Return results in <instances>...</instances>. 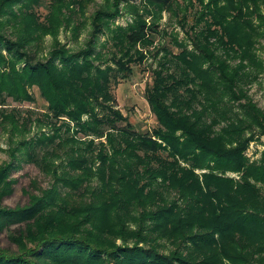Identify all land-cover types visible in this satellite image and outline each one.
<instances>
[{
  "label": "trees",
  "instance_id": "trees-1",
  "mask_svg": "<svg viewBox=\"0 0 264 264\" xmlns=\"http://www.w3.org/2000/svg\"><path fill=\"white\" fill-rule=\"evenodd\" d=\"M40 1L0 0V122L23 132L0 163V231L16 245L0 244V264H264V152L254 161L245 154L264 134V108L249 93L264 70L255 45L264 37V0H199L201 11L188 8L192 47L147 54L138 45L153 42L159 22L139 14L100 47L96 32L118 13L100 6L92 37L74 51L56 36L65 25L79 37L75 9L63 11L76 0H55L44 20L34 11ZM47 34L55 39L41 57ZM149 55L158 65L146 97L158 124L141 132L113 88ZM34 85L47 110L7 109L9 97L33 101ZM33 123L38 132L26 138ZM20 156L51 183L10 206L4 199Z\"/></svg>",
  "mask_w": 264,
  "mask_h": 264
},
{
  "label": "rangeland",
  "instance_id": "rangeland-1",
  "mask_svg": "<svg viewBox=\"0 0 264 264\" xmlns=\"http://www.w3.org/2000/svg\"><path fill=\"white\" fill-rule=\"evenodd\" d=\"M70 1V0H67ZM199 0H176L173 7L170 8H157L147 3L146 0H76L75 3L70 4V9L67 6L63 7L65 13L72 12L71 9H75L76 13L73 14L75 20L74 23L80 26V35L75 37L71 28H66L65 25L59 30L57 38L61 42L65 43L72 50L76 51L82 47H86V42L92 37L93 25L92 20L95 11L100 7H109L112 10L117 9L118 13L113 17L104 21L106 26L103 25V31H97V35L94 42L98 46H102L104 43H108V46H112V30L120 26H126L132 24L138 18L139 14H142L141 19L146 22H159V33L152 35L153 42L139 44L138 47L146 52L151 47L155 46H167V48L174 52L179 51V42H186L192 47V42L189 37L192 23L196 20L193 13L188 15L190 7L202 10L199 4ZM209 0H204L208 2ZM55 0H41L34 6V11L40 16V20H44L48 17L52 9V3ZM23 3L16 5V9L19 10V6ZM83 5V10H81ZM196 6V7H194ZM184 10L186 13L184 14ZM74 13V11H73ZM184 14V15H183ZM183 18H187L186 21H182ZM21 17V16H20ZM6 16H2L5 19ZM194 25V24H193ZM55 36L47 34L41 42V57H46L48 51L51 49ZM31 45V44H29ZM257 54L264 61V37H258L256 41ZM35 46L33 47V49ZM151 49V50H152ZM4 54H8L6 49H3ZM162 53V52H161ZM98 62V60H95ZM21 63L20 66H23ZM158 65L156 58L149 55L145 63L133 64V72L129 77L121 78L120 81L114 86L113 90L117 99V107L124 116L134 125V127L141 132L151 131L158 124V120L153 113L151 106L146 97V87L153 81V69ZM19 66V65H18ZM30 91L35 96L33 101H14L11 97L8 98L9 104L7 109L18 108L23 115L36 111L41 112L47 110L48 101L42 96L40 89L37 85L30 87ZM249 93L258 106L264 108V70L258 74L257 78L249 85ZM5 108V107H4ZM3 107L0 106V112ZM37 114V113H34ZM9 122H0V163L11 159L10 148L11 146L18 145V141L23 137V132L15 131L12 133L11 124ZM30 131L25 132L26 138L35 135L38 132L37 125L32 124ZM264 152V134L256 133L255 137L250 141L245 154L251 161L258 160ZM17 161V166L11 171V177L15 178L14 191L4 199V203L10 206L17 204H25L29 201L28 192H38L40 188L50 186L51 179L46 175L35 163L28 162L23 156H20ZM198 173H203L204 169H196ZM226 175L238 177V172L227 171ZM156 186L153 181V186ZM174 195V194H173ZM177 196V194H175ZM174 196V197H176ZM75 200H81L76 197ZM184 204V202L180 201ZM16 227V226H15ZM14 228V226H13ZM118 244L122 243L121 238L116 239ZM0 244L5 247L16 248V245L12 243L8 237V231H0ZM143 244V243H142ZM161 252H168L166 247H160L158 249Z\"/></svg>",
  "mask_w": 264,
  "mask_h": 264
}]
</instances>
